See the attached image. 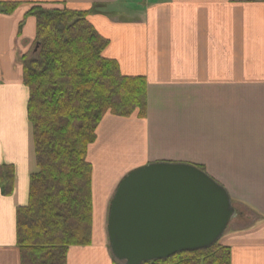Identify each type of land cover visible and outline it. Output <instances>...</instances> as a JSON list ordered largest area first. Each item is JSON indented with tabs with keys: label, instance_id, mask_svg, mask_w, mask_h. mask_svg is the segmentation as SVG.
<instances>
[{
	"label": "crops",
	"instance_id": "obj_1",
	"mask_svg": "<svg viewBox=\"0 0 264 264\" xmlns=\"http://www.w3.org/2000/svg\"><path fill=\"white\" fill-rule=\"evenodd\" d=\"M6 4H17L5 13ZM34 6L96 8L104 55L145 80L146 112L107 113L88 146L92 237L66 264H113L107 217L120 179L150 162L196 166L236 209L220 243L230 264H264V0H0V264H21L16 212L38 171L22 56L35 39Z\"/></svg>",
	"mask_w": 264,
	"mask_h": 264
},
{
	"label": "trees",
	"instance_id": "obj_2",
	"mask_svg": "<svg viewBox=\"0 0 264 264\" xmlns=\"http://www.w3.org/2000/svg\"><path fill=\"white\" fill-rule=\"evenodd\" d=\"M17 4H6L11 13ZM86 10L34 6L32 48L22 56L28 88L38 171L30 178L28 204L16 212L21 264H66L70 246L92 237V166L87 149L107 114L129 117L146 112L145 80L123 75L104 55L109 40L89 22ZM37 47L35 48V46ZM2 193L10 192L11 176ZM113 264H118L113 260ZM143 264H230V250L216 242L191 252Z\"/></svg>",
	"mask_w": 264,
	"mask_h": 264
},
{
	"label": "water",
	"instance_id": "obj_3",
	"mask_svg": "<svg viewBox=\"0 0 264 264\" xmlns=\"http://www.w3.org/2000/svg\"><path fill=\"white\" fill-rule=\"evenodd\" d=\"M235 214L226 190L192 164L153 162L118 182L107 218L110 253L122 264L205 249Z\"/></svg>",
	"mask_w": 264,
	"mask_h": 264
},
{
	"label": "rangeland",
	"instance_id": "obj_4",
	"mask_svg": "<svg viewBox=\"0 0 264 264\" xmlns=\"http://www.w3.org/2000/svg\"><path fill=\"white\" fill-rule=\"evenodd\" d=\"M118 264H120V263H118Z\"/></svg>",
	"mask_w": 264,
	"mask_h": 264
}]
</instances>
